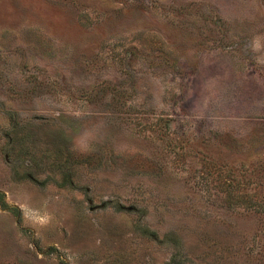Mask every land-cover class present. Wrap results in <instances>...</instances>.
Returning a JSON list of instances; mask_svg holds the SVG:
<instances>
[{"label":"rangeland","instance_id":"obj_1","mask_svg":"<svg viewBox=\"0 0 264 264\" xmlns=\"http://www.w3.org/2000/svg\"><path fill=\"white\" fill-rule=\"evenodd\" d=\"M0 264H264V0H0Z\"/></svg>","mask_w":264,"mask_h":264}]
</instances>
